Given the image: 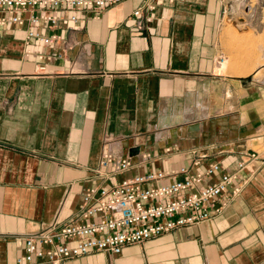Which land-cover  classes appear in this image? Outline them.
<instances>
[{
    "label": "crops",
    "instance_id": "0c3cea01",
    "mask_svg": "<svg viewBox=\"0 0 264 264\" xmlns=\"http://www.w3.org/2000/svg\"><path fill=\"white\" fill-rule=\"evenodd\" d=\"M74 15L51 46L26 43V24L0 26V264L24 254L25 234L96 221L88 188L218 163L210 183L240 161L211 220L54 264H264V0H120ZM228 22L262 47L219 74ZM105 145L131 163L107 179L94 174Z\"/></svg>",
    "mask_w": 264,
    "mask_h": 264
},
{
    "label": "built area",
    "instance_id": "2783aa9c",
    "mask_svg": "<svg viewBox=\"0 0 264 264\" xmlns=\"http://www.w3.org/2000/svg\"><path fill=\"white\" fill-rule=\"evenodd\" d=\"M120 0H0V26L27 25L24 41L35 40L51 46L59 40L54 28L70 27L78 22L75 10L92 9L95 13L115 6ZM152 9L150 2L145 5ZM140 9L132 12L139 16ZM46 33H41L40 28ZM50 30L51 32H47ZM28 53V52H27ZM43 59V55H37ZM94 174L107 179L113 172H123L131 166L128 157L116 159L106 145ZM203 157V156H202ZM258 153L249 155L250 161ZM199 164L198 160L192 167ZM240 161L233 173L220 174L215 181L206 178L219 171L218 163H209L203 171L191 173L185 166L177 170L138 173L117 183L88 188L81 201L83 215H98L96 221L54 222L44 230L22 237L24 254L15 264H27L34 259L61 263L89 253L119 254L123 247L140 244L186 225L211 220L220 212L219 199L238 171L245 167ZM178 178L179 176H182ZM239 192L234 189L233 194Z\"/></svg>",
    "mask_w": 264,
    "mask_h": 264
},
{
    "label": "rangeland",
    "instance_id": "374dc122",
    "mask_svg": "<svg viewBox=\"0 0 264 264\" xmlns=\"http://www.w3.org/2000/svg\"><path fill=\"white\" fill-rule=\"evenodd\" d=\"M226 24L229 28V32L226 38L227 50L229 53L223 54L220 58L222 60L217 58L215 62L214 72L219 74L225 73V70L236 69L238 67L240 68V66L242 65V57H244L249 52H252L256 56L258 49L262 47L260 42L257 41L254 37H252V39H249L248 41L240 42L238 40V33L232 30V22H228ZM235 58L240 59L239 63H236ZM220 61H222V63Z\"/></svg>",
    "mask_w": 264,
    "mask_h": 264
},
{
    "label": "water",
    "instance_id": "95a60500",
    "mask_svg": "<svg viewBox=\"0 0 264 264\" xmlns=\"http://www.w3.org/2000/svg\"><path fill=\"white\" fill-rule=\"evenodd\" d=\"M250 79L249 78H241V81L243 82H248Z\"/></svg>",
    "mask_w": 264,
    "mask_h": 264
},
{
    "label": "bare ground",
    "instance_id": "6f19581e",
    "mask_svg": "<svg viewBox=\"0 0 264 264\" xmlns=\"http://www.w3.org/2000/svg\"><path fill=\"white\" fill-rule=\"evenodd\" d=\"M222 60V59H221ZM222 63V61H220Z\"/></svg>",
    "mask_w": 264,
    "mask_h": 264
}]
</instances>
